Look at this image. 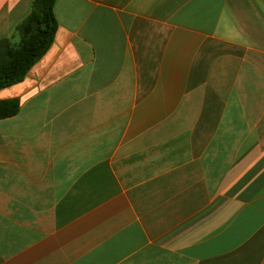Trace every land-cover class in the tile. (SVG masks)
Here are the masks:
<instances>
[{"label": "crops", "instance_id": "0c3cea01", "mask_svg": "<svg viewBox=\"0 0 264 264\" xmlns=\"http://www.w3.org/2000/svg\"><path fill=\"white\" fill-rule=\"evenodd\" d=\"M34 0H0V39ZM0 90V264H264V0H57Z\"/></svg>", "mask_w": 264, "mask_h": 264}, {"label": "trees", "instance_id": "16d2710c", "mask_svg": "<svg viewBox=\"0 0 264 264\" xmlns=\"http://www.w3.org/2000/svg\"><path fill=\"white\" fill-rule=\"evenodd\" d=\"M57 0H34L29 16L11 37L0 39V90L23 82L48 53L58 31ZM18 99L0 100V120L16 116Z\"/></svg>", "mask_w": 264, "mask_h": 264}]
</instances>
